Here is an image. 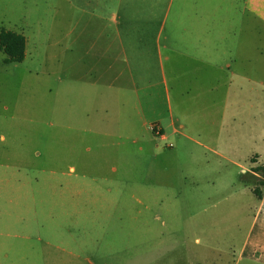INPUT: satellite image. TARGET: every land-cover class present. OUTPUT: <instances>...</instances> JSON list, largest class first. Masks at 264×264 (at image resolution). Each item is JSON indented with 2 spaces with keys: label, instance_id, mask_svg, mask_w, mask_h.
I'll use <instances>...</instances> for the list:
<instances>
[{
  "label": "rangeland",
  "instance_id": "1",
  "mask_svg": "<svg viewBox=\"0 0 264 264\" xmlns=\"http://www.w3.org/2000/svg\"><path fill=\"white\" fill-rule=\"evenodd\" d=\"M70 9L0 0V30L27 39L23 62L0 53V264H264L248 255L264 246L253 225L264 186L252 174L264 165V21H252V82L215 101L220 111L204 98L179 102L167 75L178 133L162 122L168 139L157 142L172 149L155 157L139 151L134 137L147 132H131L116 102L101 111V86L74 82L87 70L71 65L85 50L71 47ZM150 77L167 118L159 64Z\"/></svg>",
  "mask_w": 264,
  "mask_h": 264
},
{
  "label": "crops",
  "instance_id": "2",
  "mask_svg": "<svg viewBox=\"0 0 264 264\" xmlns=\"http://www.w3.org/2000/svg\"><path fill=\"white\" fill-rule=\"evenodd\" d=\"M67 1L71 6V47L85 50L72 59L71 65L87 70L85 77L74 82L93 88L101 86L102 95L98 97L102 112H108L107 101L112 100L117 103L116 116L123 118L131 132L145 129V137L133 140L140 145V152L154 151L156 157L172 149L171 145L162 148L157 142L168 139L162 125L164 120L170 121L168 127L174 128L173 134L178 133L174 127L169 74L179 102L204 98L214 101L218 111L220 107L215 101L234 100L237 88L246 91L252 82V21L254 16L264 21V0H180L176 6L175 0H167L165 6H160L162 0ZM239 3L243 5L241 16L245 17V28L240 30L232 18ZM156 64L165 85L167 118L162 116L164 112H158L160 83L150 77ZM91 72L96 77L89 78ZM190 78L200 82L193 85ZM222 116H226L225 111ZM152 124L159 125L158 134L151 130ZM213 153L224 157L217 150ZM186 179L194 177L188 175ZM260 191L262 196H256L259 204L253 225L260 224L259 236L264 239V191ZM248 247L249 243L244 246L242 256ZM255 253L264 256V246L252 245L248 255Z\"/></svg>",
  "mask_w": 264,
  "mask_h": 264
},
{
  "label": "trees",
  "instance_id": "3",
  "mask_svg": "<svg viewBox=\"0 0 264 264\" xmlns=\"http://www.w3.org/2000/svg\"><path fill=\"white\" fill-rule=\"evenodd\" d=\"M26 51V38L23 34L6 30H0V53H4L7 57L4 63H21L25 59ZM256 160H253L255 162ZM254 172L259 175H264V165L254 168ZM259 182L260 186L264 185V180L257 176H253ZM254 193L257 197L261 198L260 188H255Z\"/></svg>",
  "mask_w": 264,
  "mask_h": 264
},
{
  "label": "built area",
  "instance_id": "4",
  "mask_svg": "<svg viewBox=\"0 0 264 264\" xmlns=\"http://www.w3.org/2000/svg\"><path fill=\"white\" fill-rule=\"evenodd\" d=\"M151 130L155 133H159L160 132V128H159V125L158 124H152L151 125ZM243 172L246 174L248 172V170L246 168H243ZM250 172V171H249ZM254 174L255 176L259 177L260 179L264 180V175H259L257 173H252Z\"/></svg>",
  "mask_w": 264,
  "mask_h": 264
}]
</instances>
